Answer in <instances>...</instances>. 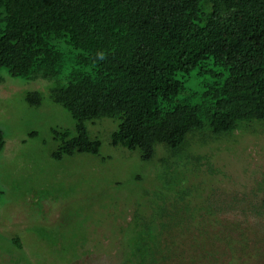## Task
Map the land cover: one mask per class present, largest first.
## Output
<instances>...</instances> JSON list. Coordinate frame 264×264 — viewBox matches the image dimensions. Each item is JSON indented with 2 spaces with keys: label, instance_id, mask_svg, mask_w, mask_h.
Here are the masks:
<instances>
[{
  "label": "trees",
  "instance_id": "16d2710c",
  "mask_svg": "<svg viewBox=\"0 0 264 264\" xmlns=\"http://www.w3.org/2000/svg\"><path fill=\"white\" fill-rule=\"evenodd\" d=\"M3 71L53 82L51 99L75 121L74 131L53 129L65 157L100 154L102 143L89 136L88 124L104 118L118 123L114 145L130 151L141 150L153 135L185 139L203 124L215 136L227 135L244 122H264V0H0V86ZM25 100L39 106L43 95L29 91ZM178 163L172 172L179 187L174 212L162 207L147 218L137 209L132 225L119 230L131 254H150L152 226L162 227L159 235L173 228L182 234L186 221L201 226L198 210L184 204L194 194L211 215L250 212L245 219L264 236V199L255 202L254 191L190 183L198 161L185 155ZM211 227L213 242L201 246L206 256L191 264L240 263L237 233L225 224L219 231ZM248 238L242 251L260 256L264 242ZM173 241L162 259L184 264ZM145 257L124 264H146Z\"/></svg>",
  "mask_w": 264,
  "mask_h": 264
},
{
  "label": "rangeland",
  "instance_id": "374dc122",
  "mask_svg": "<svg viewBox=\"0 0 264 264\" xmlns=\"http://www.w3.org/2000/svg\"><path fill=\"white\" fill-rule=\"evenodd\" d=\"M2 75L0 264H124L143 259L147 252L131 254L119 230L132 225L129 223H133L137 209L147 218L162 207L174 212L179 187L172 183V172L185 155L198 161L190 183L204 181L219 191L233 193L254 191L255 202L264 199V122H244L223 136H215L203 124L185 139L179 135L167 141L153 135L141 150L130 151L114 145L118 123L104 118L88 124L89 136L102 143L100 154L79 152L65 157L53 137V129L74 131L75 121L51 99L53 82L16 78L4 71ZM34 90L43 95L39 106L25 100L26 93ZM182 146L184 151L180 154ZM202 201L194 194L184 202L190 204L188 210H198L204 218L197 217L201 226L186 221L182 234L173 228L165 235H159L162 227H151V235L156 238L147 239L151 250L145 257L146 264L147 260L150 264H167L162 258L165 250L172 249L173 239L180 245L176 254L184 264H191L195 257H205L208 242H213L208 235L213 231L211 226L219 231L224 224L237 233L236 244L241 253L240 263L231 259L232 263H228L264 264V250L256 258L247 254L249 249L242 251L250 245L248 237L253 242L256 238L264 242L262 233L245 219L250 212L246 216L241 211L218 214V223L214 213L211 215L199 205ZM142 223L138 229H144ZM227 234L228 238L231 233ZM204 242L206 247L202 248ZM259 247L264 249V245ZM171 261L175 264L178 259Z\"/></svg>",
  "mask_w": 264,
  "mask_h": 264
},
{
  "label": "flooded vegetation",
  "instance_id": "af4514ba",
  "mask_svg": "<svg viewBox=\"0 0 264 264\" xmlns=\"http://www.w3.org/2000/svg\"><path fill=\"white\" fill-rule=\"evenodd\" d=\"M251 243V242H250Z\"/></svg>",
  "mask_w": 264,
  "mask_h": 264
}]
</instances>
